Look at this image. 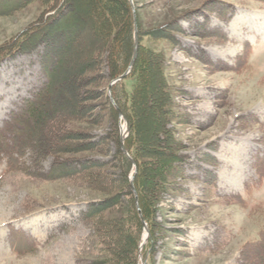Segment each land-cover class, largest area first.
Segmentation results:
<instances>
[{"label": "rangeland", "instance_id": "rangeland-1", "mask_svg": "<svg viewBox=\"0 0 264 264\" xmlns=\"http://www.w3.org/2000/svg\"><path fill=\"white\" fill-rule=\"evenodd\" d=\"M51 2L20 0L17 8L0 13V53L5 47L15 49L18 40L27 43L25 35L35 25L59 15L50 11ZM131 4L141 25V43L166 56L165 73L179 115L170 126L189 157V178H179L181 187L164 193L158 204L163 230L157 252L146 264H264V177L258 170L264 160V0ZM97 39L92 29L84 33L82 53L72 59L74 70L92 58L86 53L99 47ZM106 71L105 66L98 68L96 80L84 87L85 117L64 126L67 132L87 133L91 141L103 139L91 151L47 156L41 171L63 157L114 158L117 134L107 101L113 80L104 76ZM45 80L38 53L0 54V129ZM125 81L130 91L134 77ZM124 129L119 119L120 135ZM31 156L21 161L30 165ZM5 169L2 161L0 264L105 263L107 244L81 213L91 201L111 196L113 185L97 187L96 180L81 176L49 178L21 171L4 175ZM116 171L107 166L100 173ZM12 226L31 238L21 252L11 244Z\"/></svg>", "mask_w": 264, "mask_h": 264}, {"label": "trees", "instance_id": "trees-1", "mask_svg": "<svg viewBox=\"0 0 264 264\" xmlns=\"http://www.w3.org/2000/svg\"><path fill=\"white\" fill-rule=\"evenodd\" d=\"M19 1L0 0V13L17 8ZM52 10L59 11V15L53 19L49 17L43 25H35L28 32L30 35H25L27 43L22 41L20 45L18 40L15 49L7 46L10 49L2 48L0 53L3 57L14 52L38 53L46 79L34 96L25 99L0 129V163L6 164L4 175L21 171L49 178L81 176L85 180H96L97 187L113 185L116 191L111 196L91 201L82 211V219L92 221L96 233L107 244L104 264H141L142 256L149 261L157 252L163 230L158 204L164 193L178 190L175 186L181 187L180 180L189 178L185 169L189 157L182 153L185 147L176 136V129L170 126L179 115L176 116L173 88L165 73L166 56L141 43V25L137 18V59L130 73L112 86L116 105L129 127L124 142L128 154L121 145L120 114L108 98L113 131L117 134L114 158L102 161L63 157L52 162L48 171H41L47 156H61L66 150L91 151L98 146L103 138L91 141L87 133L67 132L64 126L70 120L85 117L88 91L84 87L96 80L94 72L105 66L107 74L104 76L111 80L119 78L128 70L135 49L131 0H52ZM89 29L97 36L99 47L90 49L86 54L89 56L90 52L92 58L74 70L72 59L76 53L81 55L82 39ZM132 77L134 85L128 91L125 79ZM60 100L64 102L61 104ZM29 153L32 155L30 165H26L21 158ZM107 166H114L117 171L101 174V169ZM135 166L137 172L132 184L130 174ZM258 170L264 177V160L259 161ZM144 222L150 236L141 250ZM11 237L15 251L28 248L31 238L23 237L20 229L12 226ZM260 242L264 246V234Z\"/></svg>", "mask_w": 264, "mask_h": 264}, {"label": "water", "instance_id": "water-1", "mask_svg": "<svg viewBox=\"0 0 264 264\" xmlns=\"http://www.w3.org/2000/svg\"><path fill=\"white\" fill-rule=\"evenodd\" d=\"M132 7H133V9H134V6H133V5H132ZM134 11H135V9H134ZM134 20H135V49H134V54H133L132 60H131V62H130V66H129L128 70H127L123 75H121L119 78L113 80V81L110 83V85H109V89H108V94H109L110 100H111L112 104L117 108V110H118V112H119V114H120V118H121V119H124L123 112L117 107L116 102H115V100H114V98H113V95H112V86H113V84H114L115 82H117L118 80H123V79H124L129 73H130V71H131L132 67L134 66L135 61H136V59H137L138 48H139V32H138L137 17H136V14H135V13H134ZM126 125H127V123H126ZM126 128H127L128 134H129V128H128V126H127ZM125 138H126V136H124V135L122 134V141H121L122 144H121V145H122V149H123V151H124L125 153L128 154V151L126 150V148H125V143H124V142H125ZM136 172H137V168H136V166H135V168H134V172H133V174H132V176H131V182H132V184H133V181H134L135 173H136ZM134 192H135V194H136V198L138 199V197H137V192H136L135 188H134ZM137 205H138V207H139V204H137ZM139 209H140V208H139ZM144 225H145V234H144V238H143V243L141 244V249H142V247L144 246V244L147 242V240H148V238H149V236H150V232H149V229H148L147 223L144 222ZM146 263H147V258H146L145 260H142V263H141V264H146Z\"/></svg>", "mask_w": 264, "mask_h": 264}]
</instances>
